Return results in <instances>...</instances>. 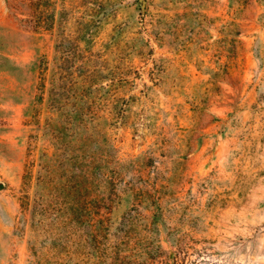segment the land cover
<instances>
[{"label": "rangeland", "instance_id": "374dc122", "mask_svg": "<svg viewBox=\"0 0 264 264\" xmlns=\"http://www.w3.org/2000/svg\"><path fill=\"white\" fill-rule=\"evenodd\" d=\"M142 243L264 264V0H0V264Z\"/></svg>", "mask_w": 264, "mask_h": 264}, {"label": "trees", "instance_id": "16d2710c", "mask_svg": "<svg viewBox=\"0 0 264 264\" xmlns=\"http://www.w3.org/2000/svg\"><path fill=\"white\" fill-rule=\"evenodd\" d=\"M97 232L93 233V239L94 242H90L89 244L92 248L98 250V254L101 253V251H99V249L101 250V241L100 238H98L97 236ZM149 246V247H146ZM142 248H144V250H142L143 254L146 255L147 259H142V258H135V259H130L127 257H120L118 260V263L115 264H153V262L155 260H157V262L159 264H181L182 261L184 260L180 254L183 251V247L180 246L178 247V251L177 252H170L168 254H166V258L163 256V252H165L163 249H161L160 247H158V249L154 246H152L151 244H145L142 243ZM147 248V249H146ZM90 251H88L89 254ZM159 256V259L156 258V256ZM168 257V258H167Z\"/></svg>", "mask_w": 264, "mask_h": 264}]
</instances>
